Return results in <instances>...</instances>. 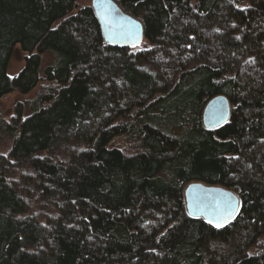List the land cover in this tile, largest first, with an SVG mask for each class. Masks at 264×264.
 <instances>
[{"label": "trees", "instance_id": "obj_1", "mask_svg": "<svg viewBox=\"0 0 264 264\" xmlns=\"http://www.w3.org/2000/svg\"><path fill=\"white\" fill-rule=\"evenodd\" d=\"M77 1L0 0V100L54 88L0 119V264H264V0H116L144 30L121 49ZM194 183L236 217H188Z\"/></svg>", "mask_w": 264, "mask_h": 264}, {"label": "water", "instance_id": "obj_2", "mask_svg": "<svg viewBox=\"0 0 264 264\" xmlns=\"http://www.w3.org/2000/svg\"><path fill=\"white\" fill-rule=\"evenodd\" d=\"M90 7L108 46L133 48L142 42V23L122 10L116 0H93ZM229 118L230 104L225 97L219 96L205 106L202 122L205 129L215 130L225 125ZM183 195L188 217L202 219L215 227L230 223L239 212V198L221 187L194 183L184 189Z\"/></svg>", "mask_w": 264, "mask_h": 264}, {"label": "rangeland", "instance_id": "obj_3", "mask_svg": "<svg viewBox=\"0 0 264 264\" xmlns=\"http://www.w3.org/2000/svg\"><path fill=\"white\" fill-rule=\"evenodd\" d=\"M93 0H78L77 7L78 9L83 7L91 6ZM118 3V2H117ZM119 5V4H118ZM77 13V8L73 10L72 15ZM143 46L138 48L140 49ZM28 56L27 53L20 51V47L15 48L13 57L11 58L8 66V77L10 79L15 78L23 69L25 64V58ZM54 62V57L50 53H45L41 55V67L40 73L49 65ZM53 86L45 82L43 79L38 83L36 88L32 90L29 94L20 95L17 91L12 92L6 97L0 100V119L8 121L14 114V109L17 105H22L24 108V115L29 114L28 105L37 101L41 95L47 94L48 91L53 90ZM4 151V147H0V153ZM59 156H63V152H59Z\"/></svg>", "mask_w": 264, "mask_h": 264}]
</instances>
